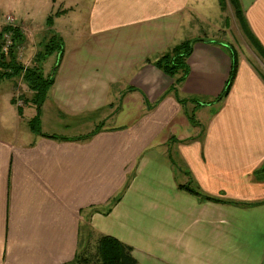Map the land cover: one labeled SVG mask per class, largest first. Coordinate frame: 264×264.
Returning <instances> with one entry per match:
<instances>
[{
	"label": "crops",
	"instance_id": "obj_1",
	"mask_svg": "<svg viewBox=\"0 0 264 264\" xmlns=\"http://www.w3.org/2000/svg\"><path fill=\"white\" fill-rule=\"evenodd\" d=\"M238 1L264 50V0ZM45 3L85 19L50 77L41 135L36 107L13 99L21 73L0 80V264H67L91 235L138 264H264V81L236 53L216 101L234 48L218 0ZM15 20L26 44L38 25ZM189 40L181 104L162 98L174 80L154 62Z\"/></svg>",
	"mask_w": 264,
	"mask_h": 264
},
{
	"label": "rangeland",
	"instance_id": "obj_2",
	"mask_svg": "<svg viewBox=\"0 0 264 264\" xmlns=\"http://www.w3.org/2000/svg\"><path fill=\"white\" fill-rule=\"evenodd\" d=\"M66 6L68 5L65 4L64 8H61V5L45 3V0H0L1 52L3 47L2 35H5L3 31H8L9 29H11V27H9L11 26V24H8L6 22L7 17H10L14 21L12 23L14 24L16 29H18V25L15 18L18 21L24 22L34 20L38 25L36 26L35 31L31 33L27 32V36L29 39L26 44L22 42L23 35L18 34V38L14 40V42L13 40L11 41L12 45L7 52V54H9L13 50L15 59L22 68L20 69L21 75L17 77L19 79L14 80L12 87V95L17 107H22L25 104L24 98L28 99V90L26 88V85L23 83V74L27 70V68H29L30 66L32 68L38 69V72L43 79H50L52 73L54 72L56 62L57 60H59L61 54V52L53 50L44 59H41L39 56V52L42 53V55H45L49 49L53 48L57 44L62 46V48L70 47L75 43L77 38H79V35H81L78 34L77 31L82 26V19L84 20L85 18L80 15H78L77 17H75V15H71V11L67 10ZM67 13H69V15ZM222 14V17L227 21V28L229 30L226 38L227 44L234 47L233 50H231L242 56L245 59L244 61L252 67L256 74L264 78V61L260 60L259 57L254 54V52L249 48L248 44L239 33L238 26L236 21L234 20V14L230 5L227 6L226 10L223 11ZM188 35L190 36V38L194 37V34ZM197 35V37H199L201 33ZM203 37H207L210 39L214 38H212V36L208 34L201 36V38ZM35 59L36 61H34ZM3 83L7 84V82L4 81ZM17 97H19L18 103L21 105H17ZM8 106L9 105L5 103L3 105V110ZM33 115V117L38 116V119L40 120L39 107L37 108L35 114L33 113ZM93 119L94 117L89 118L90 121H93ZM63 123L67 124L66 121H64ZM44 124L46 125L44 129H46L50 133L52 131H55L47 128V126L53 124L50 123L49 125H47L45 121ZM59 129L62 130L63 128L61 127ZM96 245L97 241L95 237L91 235L90 240L82 244L81 251H84L85 248H87L89 253L93 255L96 250Z\"/></svg>",
	"mask_w": 264,
	"mask_h": 264
},
{
	"label": "trees",
	"instance_id": "obj_3",
	"mask_svg": "<svg viewBox=\"0 0 264 264\" xmlns=\"http://www.w3.org/2000/svg\"><path fill=\"white\" fill-rule=\"evenodd\" d=\"M219 6L223 11L226 10L227 6L230 5L233 14L234 20L237 23L238 31L248 44L249 48L254 52V54L259 57L260 60L264 61V50L253 38L251 32L245 24L244 14L239 5L238 0H218ZM18 29L13 28L14 36L12 38L13 42L18 38ZM1 41V40H0ZM193 40L184 42L172 48L169 52L161 55L154 62V66L161 70L166 75L170 76L174 80V84L168 91L163 94L162 98L167 95H172L179 103L184 104L186 99L182 98L179 93V89L186 79L188 68L186 60L191 53V43ZM56 50L57 52H62V46L56 45L53 48L49 49L45 55L39 52L41 59H44L50 52ZM231 68L227 81L225 83L222 94L216 98V101H221L228 94L237 74L238 69V60L236 58V53L231 49ZM37 58V57H36ZM36 61V59L34 60ZM33 61V63H34ZM21 66L17 63L13 50L9 54H4L1 52V43H0V80L5 78H10L15 75L18 76L21 73ZM38 69L29 67L23 74V83L26 85L27 89L31 92L32 96L28 99L24 98V102L32 104L36 107V110L46 98L47 91L52 84V79H43L38 72ZM262 78V77H261ZM264 81V78H262ZM193 103L198 104L197 100H193ZM190 118H193V115H190ZM40 120L38 116L33 117L29 120L28 126L30 130L36 134H42L40 128ZM99 131L95 129L92 133L85 136H81L78 139L86 140L89 137L93 136ZM47 138H56L55 136L43 135ZM58 139H65L57 137ZM259 173L264 174V164L259 168ZM181 190L202 198L203 200L219 202L220 200L203 195L197 189L191 187V185H184L179 187ZM87 245V244H86ZM87 255V256H86ZM69 264H138L131 255V249L120 243L113 237L110 236H100L97 240L95 253L92 255L89 253L87 248L84 251H78L75 255V258Z\"/></svg>",
	"mask_w": 264,
	"mask_h": 264
},
{
	"label": "built area",
	"instance_id": "obj_4",
	"mask_svg": "<svg viewBox=\"0 0 264 264\" xmlns=\"http://www.w3.org/2000/svg\"><path fill=\"white\" fill-rule=\"evenodd\" d=\"M6 22H7L8 24H11V26H9V27H11V29H9L8 31H3V32L5 33L4 36L2 35V41H3V43H2V45H3V47H2V52H3L4 54H7L9 48H10L11 45H12V42H11V41H12L11 38H12V36H13L12 29H13V27L16 28V27L14 26V24L12 23V22H14V21H13L10 17H7V18H6ZM16 100H17V105H21V104L18 103L19 97H17Z\"/></svg>",
	"mask_w": 264,
	"mask_h": 264
}]
</instances>
